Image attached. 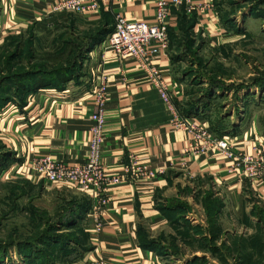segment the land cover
<instances>
[{
    "label": "crops",
    "instance_id": "obj_1",
    "mask_svg": "<svg viewBox=\"0 0 264 264\" xmlns=\"http://www.w3.org/2000/svg\"><path fill=\"white\" fill-rule=\"evenodd\" d=\"M56 1L0 0L1 32L29 30L38 50H56L63 33L110 29L117 13L128 21L152 23L156 0H98L97 9L89 13L53 11ZM221 17L219 0H190L170 9L168 48L155 63L174 110L186 124L194 117L179 110L186 100V81L178 68L186 25H191L189 32L196 40L222 47L233 34ZM102 42L89 51L78 82L60 91L40 89L33 108L26 114L11 112L6 122L7 149L17 158L12 169L29 170L30 161L44 155L65 163L85 162L91 89L98 71L108 75L102 160L119 181L107 184L100 200L90 191L46 181L43 191L48 192L39 197L51 201L50 210L56 211L65 200L88 204L83 227L89 248L71 264L95 259L106 264H187L195 257L212 264H237L243 243L250 262L264 264V173L258 179L239 178L217 155L188 150L190 134L176 129L173 111L140 63L118 59ZM197 118L210 131L207 119ZM253 118L229 136L241 153L264 150V133ZM96 223H101L99 232Z\"/></svg>",
    "mask_w": 264,
    "mask_h": 264
},
{
    "label": "rangeland",
    "instance_id": "obj_2",
    "mask_svg": "<svg viewBox=\"0 0 264 264\" xmlns=\"http://www.w3.org/2000/svg\"><path fill=\"white\" fill-rule=\"evenodd\" d=\"M222 1L224 16L233 21L230 27H236L232 41L218 47L192 34L183 41V62L178 68L186 81V100L179 110L218 120L231 132L226 137L234 136L253 117L264 133V0ZM21 33L0 30V264H44L49 258L64 264L65 257L54 244L66 243L63 240L77 235L79 229L58 222L55 213L60 209L50 210L52 202L39 198L48 192L43 191L44 179L36 177L30 166L12 169L17 158L7 149L9 114H26L39 91L20 85L42 63L36 54L45 51L32 49L27 35ZM10 35L16 37L8 41Z\"/></svg>",
    "mask_w": 264,
    "mask_h": 264
},
{
    "label": "built area",
    "instance_id": "obj_3",
    "mask_svg": "<svg viewBox=\"0 0 264 264\" xmlns=\"http://www.w3.org/2000/svg\"><path fill=\"white\" fill-rule=\"evenodd\" d=\"M190 0H156L154 20L128 21L123 15L115 14L113 29L102 44L111 50L118 59L134 58L145 71L149 83L157 90L160 98L174 113L173 123L176 129L185 130L191 136L188 150L196 154L217 155L227 162L230 172L239 178L258 179L264 173V150L254 149L253 153H241L235 149L229 137H217L199 125V119L188 118L186 124L177 113L169 95V88L159 66L155 63L158 54L168 48V19L174 5ZM98 7V0H57L53 11L67 10L77 13H89ZM97 82L91 89L93 110L90 114L91 126L88 140L87 159L82 163H65L54 160L50 155L33 158L30 163L32 173L49 183H65L82 191H90L100 200L109 183H117L119 176L108 172L102 160L104 142L105 108L108 102L109 78L104 71L96 73ZM153 176L154 173H148ZM96 231L101 223H96ZM90 264H106L102 259H95Z\"/></svg>",
    "mask_w": 264,
    "mask_h": 264
},
{
    "label": "trees",
    "instance_id": "obj_4",
    "mask_svg": "<svg viewBox=\"0 0 264 264\" xmlns=\"http://www.w3.org/2000/svg\"><path fill=\"white\" fill-rule=\"evenodd\" d=\"M219 7L222 12V23L223 26L228 31H233L236 27H230L233 21L227 16H224L225 6L222 0H219ZM232 22V23H231ZM190 24L186 25V35L183 41L191 34ZM113 29H106L105 27L99 28L93 34H77L75 32L63 33L59 40L61 42V47L57 51H43V54H36L39 57L40 62L36 65V69L29 72V78L27 81H23L20 85L21 87H29V89L40 90V89H56L63 90L66 85L70 82H78L79 79L83 76V61L86 60L89 51L99 42H102L106 35L111 32ZM236 30V29H235ZM22 36L27 35V40L29 46L34 47V33L31 31H26ZM13 35L8 36V41L14 39ZM69 37H72L74 41H70ZM23 38V37H22ZM183 52V51H182ZM184 54V52H183ZM179 56L181 58L183 56ZM33 56V55H32ZM45 57L41 58L40 57ZM49 57V58H47ZM51 57H53L51 59ZM33 58V57H31ZM54 63V64H53ZM43 64V65H42ZM43 66V68H42ZM193 111L181 110V113L186 116L194 115ZM208 121V120H207ZM209 128L211 133L218 137H224L226 134H231L230 130L224 125L220 124L219 121H208ZM236 132V130H235ZM88 204L86 201L82 200H65L60 208V211H57L55 215L59 217L57 220L61 222L64 226L76 227L78 234L74 236H69L63 241L66 243L57 242L54 246L59 249V254L61 257H65L64 264H71L81 257V255L87 251L89 248L87 245V234L84 231L83 220L86 214ZM40 210V209H39ZM42 215L48 214L46 210H40ZM244 245V243H243ZM240 245L239 248V260L237 264H261L256 262H250V255L247 252L246 248ZM40 259V258H38ZM44 264H57V262L52 259H46ZM62 264V263H60ZM187 264H208L207 260L204 258H193L191 261H188Z\"/></svg>",
    "mask_w": 264,
    "mask_h": 264
}]
</instances>
